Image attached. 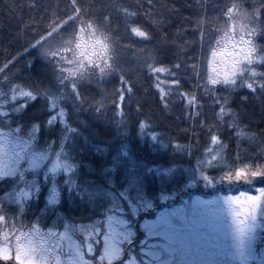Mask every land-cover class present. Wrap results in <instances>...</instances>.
I'll use <instances>...</instances> for the list:
<instances>
[{
    "label": "snow or ice",
    "instance_id": "obj_1",
    "mask_svg": "<svg viewBox=\"0 0 264 264\" xmlns=\"http://www.w3.org/2000/svg\"><path fill=\"white\" fill-rule=\"evenodd\" d=\"M34 6V2L29 4L30 8ZM120 11L126 18L127 31L142 41L151 39L131 19L135 12L124 7ZM220 12L223 23L217 28L215 46L209 43L206 75L195 62L192 75L198 82L203 81L202 86L209 93L246 87L252 93L259 89L264 95V71L257 70V66L264 68V48L258 50L253 42L261 28L255 23L256 15L243 10L236 0L223 5ZM88 15L78 0H72L66 16L51 19L30 43L51 64L58 87H24L12 84L7 76L6 87L0 84V117L8 115L6 105L15 104L19 111L29 101L43 98L48 111L43 126H61L59 143L46 142L44 146L39 145L40 123L31 125L26 138L0 130V180L12 178L8 191L0 198V264H264V187H255L257 182L264 184V164L250 157L242 159L239 145L234 157L225 153L226 145L219 133L221 124L238 139H251L241 126L239 115L229 107L227 96L214 99V123L204 121L208 131L199 149L178 141L161 144L187 156L189 167L180 173L181 177L184 173L190 177L186 184L182 178L171 184L161 183L149 199L143 166L124 159L128 153L120 149L113 156L111 167L105 169L114 175L104 177L102 183L85 180L83 183L89 187H82L73 178L79 165L71 152L80 128L73 126L64 105L70 102L76 109L88 103L81 93V84L97 75L104 78L120 72L121 84L125 82L123 69L115 60L112 36ZM105 20L110 21V17ZM144 64L149 73H169L170 83L177 86L175 91L190 114L193 109L199 112L201 97L190 90L180 92L181 81L173 71L151 56ZM3 71L0 68V73ZM159 91L167 106L164 89ZM125 92L131 94L132 88L122 87L112 101L115 115L120 116L116 121L119 126H126L122 107ZM104 107L103 98L94 100L97 113H102ZM137 123L143 134L148 118ZM151 139L160 142L155 132ZM175 171V167L163 169L166 176L174 177ZM151 172L153 169L148 168L147 173ZM244 185L255 187L256 194L235 191ZM44 188L46 208L62 202L64 189L70 194L75 191L82 201L85 196L95 195V200L88 201L94 216L87 224L64 222L49 226L47 221L41 223L44 218L38 216L25 220L24 212L34 198L41 197ZM194 188L228 191L203 199L201 196L209 193L193 195Z\"/></svg>",
    "mask_w": 264,
    "mask_h": 264
},
{
    "label": "trees",
    "instance_id": "obj_2",
    "mask_svg": "<svg viewBox=\"0 0 264 264\" xmlns=\"http://www.w3.org/2000/svg\"><path fill=\"white\" fill-rule=\"evenodd\" d=\"M33 2L35 6L30 8L29 4ZM71 2L72 0H0V68H4L3 73H0V84L6 87L4 76H7L12 84L24 87H58L51 64L44 59L41 50L30 46V43L38 31L47 27L51 19L65 17ZM231 2L232 0H78L82 9L89 14L88 18L112 36L115 60L123 69L125 78L122 85L120 72L104 78L97 75L81 84V93L88 98V103H83L76 109L70 102L64 105L73 126L80 128V135L73 143L71 155L79 165L73 178L82 187H89L83 183L85 180L102 183L104 177L114 175L105 169L111 167L117 149L128 153V157L124 159L143 166L141 171L146 173L144 182L149 199L161 183L171 184L174 179L182 178L186 184L190 177L187 173L181 177L180 173L189 167L187 156L174 152L170 147L164 148L161 144L178 141L183 146H191L193 150L199 149L208 131V124L204 121L214 123L216 97H228L229 107L239 115L241 126L251 136V139H238L229 127L221 124L219 133L226 145L225 153L234 157L239 145L242 159L250 157L264 164V95L260 94L259 89L252 93L246 87L230 92L209 93L203 88V81L198 82L191 72V66L195 62L206 75L209 43L215 46L217 28L223 23L220 9ZM236 2L243 10L256 15L255 23L261 28L253 36V42L258 50L264 48V0ZM121 7L135 12L131 19L150 34V40L142 41L126 30L127 21L120 11ZM106 16L110 17V21L105 20ZM149 56L175 73V77L181 81L180 92L190 90L201 97L202 108L199 112L193 109L190 114L175 91L177 86L170 83L172 77L169 73H149L144 64ZM257 70L264 71V68L257 66ZM122 87L132 88L131 94L125 92L122 102L126 126L117 125L116 121L120 120V116L115 115L112 102L114 94ZM161 88L165 91L167 106L161 98ZM102 98L105 100V107L102 113H97L94 110V100ZM46 103L43 98H38L29 101L28 106L19 111L15 104L6 105L8 115L3 121L25 138L31 125L40 123L39 145L44 146L46 142L53 141L58 144L61 126H43L48 115ZM120 103L117 101V104ZM145 117L149 123L141 134L137 122ZM153 132L157 133L160 142L152 141ZM168 167H175L174 177L164 175L163 169ZM148 168H152L153 172L147 173ZM11 184L12 178L0 180V198H3ZM60 186L64 188L62 184ZM255 187H264V184L257 182ZM255 187L244 185L242 189L237 188L235 191L244 190L255 194ZM202 191L209 194L201 197L210 198L217 194H227L228 190L225 188L215 192L192 189L193 195H201ZM46 195L47 188H44L41 197L33 199L32 206L24 212L25 220L43 217L41 223L47 221L51 226L64 222L87 223L94 216L93 207L88 201L95 200V195L85 196L82 201L75 191L70 194L64 189L62 202L47 205V208ZM8 207L5 203V208Z\"/></svg>",
    "mask_w": 264,
    "mask_h": 264
},
{
    "label": "rangeland",
    "instance_id": "obj_3",
    "mask_svg": "<svg viewBox=\"0 0 264 264\" xmlns=\"http://www.w3.org/2000/svg\"><path fill=\"white\" fill-rule=\"evenodd\" d=\"M4 110L8 113L7 108H5ZM4 117H5V116L0 117V130H3V131H12V132H14L16 135L21 136V135H19V134L17 133L16 129H14V128H10L9 125H7L6 122L3 121ZM21 137H23V136H21ZM255 194H256V193H255ZM201 198H203V197H201ZM211 198H212V197H210V198H203V199H211ZM87 223H88V222H87ZM87 223H84V224H87ZM77 224H79V223H77ZM61 230H62V229H61Z\"/></svg>",
    "mask_w": 264,
    "mask_h": 264
}]
</instances>
